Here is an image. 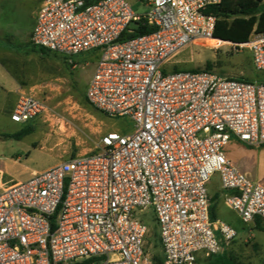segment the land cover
<instances>
[{
  "label": "built area",
  "instance_id": "built-area-1",
  "mask_svg": "<svg viewBox=\"0 0 264 264\" xmlns=\"http://www.w3.org/2000/svg\"><path fill=\"white\" fill-rule=\"evenodd\" d=\"M30 42L62 56H96L85 97L132 132L102 135L92 149L18 182H0V264H150L149 210L163 264L219 255L236 232L212 221L207 184L218 175L223 204L243 224L264 220V184L225 155L231 139L264 145V83L211 71H165L185 47L246 50L264 71V35L244 44L213 37L204 10L222 0H148L135 14L126 0H33ZM154 30L120 42L133 23ZM43 101L19 95L10 121L25 124Z\"/></svg>",
  "mask_w": 264,
  "mask_h": 264
},
{
  "label": "rangeland",
  "instance_id": "rangeland-1",
  "mask_svg": "<svg viewBox=\"0 0 264 264\" xmlns=\"http://www.w3.org/2000/svg\"><path fill=\"white\" fill-rule=\"evenodd\" d=\"M126 1L137 15L149 10L148 0ZM27 11L26 5L19 0H0V55L18 56L24 61L30 58L35 72L41 76L33 95L45 106L44 112L34 120L14 124L9 115L14 96L3 99L0 92V135L18 133L24 127L32 129L20 140L0 142V170L5 177L20 181L29 178L33 171L47 170L77 154L88 152L105 133L129 134L133 129L129 118H110L85 104L87 81L96 60L93 52L76 56L69 63L60 55L34 50L31 43H28L29 49L18 46L16 39L19 40L23 33ZM207 65L211 72L222 76L264 83V71L253 68L246 50L233 53L228 48L214 50L204 45H190L169 59L164 70H205ZM234 146L242 152L231 150L230 147ZM226 151L231 152L232 156L228 154V157L237 168L246 172L251 180L264 184V145L248 148L231 139ZM218 179L214 174L207 184L210 199L217 196L214 202L211 200L215 220L236 232L234 239L223 245L225 255L245 264H264V220L258 225L255 222L243 224L234 211L224 206L218 193ZM144 220L150 228L146 251L150 264H154L153 259L160 257V246L151 210ZM205 263L206 259L197 261V264Z\"/></svg>",
  "mask_w": 264,
  "mask_h": 264
},
{
  "label": "trees",
  "instance_id": "trees-1",
  "mask_svg": "<svg viewBox=\"0 0 264 264\" xmlns=\"http://www.w3.org/2000/svg\"><path fill=\"white\" fill-rule=\"evenodd\" d=\"M204 13L207 15H212L215 18L216 21L213 37L223 42L244 44L248 41L253 33L264 35V0H222L218 5L207 7L204 10ZM128 30L131 32L122 33L119 38L120 42L134 38L136 36L147 35L154 29L152 27L146 26V24H144V22L141 20L133 23V25H131ZM34 50H37L40 53L48 52L36 47H34ZM209 67L210 66L207 65L205 71H210ZM177 71L180 70H173V72ZM190 71L197 72L201 70L193 69ZM84 102L85 104L90 105L86 97L84 98ZM31 132L32 129L30 127H24L18 133L9 135L4 134L0 135V137L20 140L22 137L30 134ZM216 199L217 196H214V199H210L209 215L212 221H215V207L211 205V200L214 202ZM254 222L256 225H258L260 220L256 219ZM224 252L225 251L222 250L219 255L206 259L205 264H245L231 257H227ZM153 261L154 264H163L161 252L160 257L153 259Z\"/></svg>",
  "mask_w": 264,
  "mask_h": 264
},
{
  "label": "crops",
  "instance_id": "crops-1",
  "mask_svg": "<svg viewBox=\"0 0 264 264\" xmlns=\"http://www.w3.org/2000/svg\"><path fill=\"white\" fill-rule=\"evenodd\" d=\"M19 1L23 2L26 5V8L28 9V11L26 14V25L24 27L23 33L21 34L19 40L16 39V42L19 44L18 46H20V47L27 46V48L29 49L28 43H31L30 38H31L32 31H33V28L35 25L38 5L33 0H19ZM26 56L28 57L27 54H26ZM19 62H21V63H19ZM91 75H92V73H91ZM40 78H41V76L38 74V72H35L34 67L31 65L30 58H28L27 60L24 61V60H21L18 56L13 57L11 55H5V54L0 55V92H1V96L3 99H7L9 95L14 96L13 100L11 102V109L9 110L10 111L9 115L11 114L20 94H22V93H29L31 95L35 94L34 89L37 87V84L39 83ZM87 83H88V81H87ZM14 124H16V123H14ZM1 135H4V134H1ZM7 135H9V134H7ZM5 140H7L9 142L12 139L0 137V142L3 143ZM243 146H245V145H243ZM246 147H248V146H246ZM230 148H231V150L233 149V151L235 150L236 153L242 152V151H240V149H238L235 146L230 147ZM230 148L228 147V149H230ZM248 148H250V147H248ZM226 150H227V147H225L224 152H225L226 157L229 159L228 154L231 156H232V154L230 151H226ZM84 153H86V152H84ZM80 154H83V153H80ZM33 172H36V171H33ZM244 173L246 174V172H244ZM6 177H5V173L0 170V182H18V181H20V180H15L9 176L6 179ZM218 193H219V197L222 198L223 197V191L220 188V184H219Z\"/></svg>",
  "mask_w": 264,
  "mask_h": 264
}]
</instances>
